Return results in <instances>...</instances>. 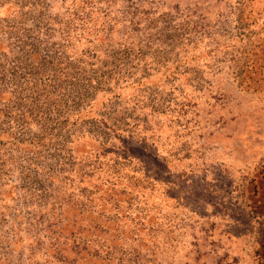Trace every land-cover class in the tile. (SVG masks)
<instances>
[{
  "label": "rangeland",
  "instance_id": "374dc122",
  "mask_svg": "<svg viewBox=\"0 0 264 264\" xmlns=\"http://www.w3.org/2000/svg\"><path fill=\"white\" fill-rule=\"evenodd\" d=\"M40 1L46 13L66 15L75 6L88 28L94 24L93 31L105 30L100 36L109 29L134 46L147 47L150 53L181 45L183 53L193 58L192 81L173 78L167 82L174 90L165 100L171 108L153 111L152 104L142 107L137 102L135 108L144 121L140 122V116L138 125H128L133 129L126 135L127 142L116 141L120 152L130 157L126 169L134 165L135 173L144 174L148 169L153 175L160 169L163 180L174 181L171 190L160 182L156 190L149 183L130 185L129 195L135 196V202L147 204V209H132L119 216L123 220L127 215L125 224L136 227L135 231L128 227L132 231L125 236L136 241L140 234L136 242H146L139 246L145 248L137 249L134 264H264V0ZM29 3L0 0V47L13 41L5 37L11 32L1 24L27 9ZM75 24L80 25L81 20ZM89 31L86 35L92 36ZM14 57V53H6V66ZM133 92H124L132 102ZM19 127L6 125L16 132ZM92 143V139L78 142L74 156L84 159ZM14 151L7 149L8 156H14L11 160L26 167L25 158ZM140 160L147 163L144 169L135 167ZM21 176L16 170L4 175L9 182L6 194L14 190V183L24 181ZM19 191L16 185L14 192ZM121 205L116 209H122ZM93 210L83 212L81 218L79 210L72 208L75 218L65 221L66 232L74 224L76 230L83 228L81 235L99 236V228L90 232L102 222H96L98 212ZM2 224L0 216V256ZM129 246L127 242L125 249ZM65 250L68 259L77 258L76 264H103L99 258L87 256L88 249L74 251L68 245ZM116 258L111 263L117 264Z\"/></svg>",
  "mask_w": 264,
  "mask_h": 264
},
{
  "label": "trees",
  "instance_id": "16d2710c",
  "mask_svg": "<svg viewBox=\"0 0 264 264\" xmlns=\"http://www.w3.org/2000/svg\"><path fill=\"white\" fill-rule=\"evenodd\" d=\"M41 5L40 0H30L27 9L1 24L11 32L5 37L13 41L0 47V216L5 227L0 264H76L77 252L72 254L74 260L68 259V245L74 251L88 249L87 256L103 264L117 256V264H134L137 249L145 248L139 246L146 242H136L140 234L136 241L125 236L132 231L128 227L134 231L136 227L125 224L127 215L123 220L119 216L132 209H147V204L135 202V196L129 195L130 185L149 183L156 190L160 182L171 190L174 181L163 180L160 169L154 175L148 169L135 173L134 165L126 169L130 157L120 152L116 141L127 142L126 135L133 129L128 125H138L141 113L134 104H152L153 111L162 112L171 108L165 100L174 90L167 82L173 78L192 81L193 58L183 53L181 45L150 53L147 47L134 46L109 29L100 36L105 30L93 31L94 24L88 28L75 6L65 15L46 13ZM77 19L80 25L75 24ZM88 29L92 36L86 35ZM8 51L15 57L6 66ZM128 90H134L133 102L124 94ZM6 125H19L20 130H9ZM83 139L93 143L85 158L77 159L73 149ZM8 148L25 158L26 167L11 160L14 156L10 152L8 156ZM146 165L135 161V167ZM11 170L22 173L24 181L14 183L18 193L6 194L9 182L4 175ZM121 203L122 209L117 210L115 206ZM110 206L112 212H108ZM72 208L79 210L81 218L90 209L98 212L96 222L102 221L101 225L90 232L99 228V236L81 235L83 228L76 230L71 223L75 228L66 232L65 221L75 218ZM127 242L130 246L125 249ZM114 251L119 254L115 256Z\"/></svg>",
  "mask_w": 264,
  "mask_h": 264
}]
</instances>
